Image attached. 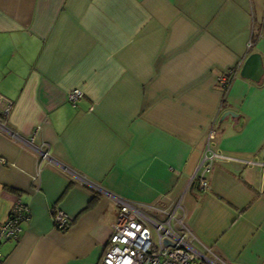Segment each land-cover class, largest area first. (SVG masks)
I'll return each instance as SVG.
<instances>
[{
  "label": "crops",
  "instance_id": "0c3cea01",
  "mask_svg": "<svg viewBox=\"0 0 264 264\" xmlns=\"http://www.w3.org/2000/svg\"><path fill=\"white\" fill-rule=\"evenodd\" d=\"M253 52L264 68V0H0V95L13 101L0 222L18 198L31 209L0 264H98L117 198L181 202L198 250L263 264L264 73L241 75ZM212 129L234 158L205 173Z\"/></svg>",
  "mask_w": 264,
  "mask_h": 264
},
{
  "label": "built area",
  "instance_id": "2783aa9c",
  "mask_svg": "<svg viewBox=\"0 0 264 264\" xmlns=\"http://www.w3.org/2000/svg\"><path fill=\"white\" fill-rule=\"evenodd\" d=\"M251 46L250 43L249 47ZM223 83L228 82L224 80ZM82 95L79 89H75L69 92V100L76 101ZM12 107L13 101L0 95L1 128L6 127L3 118L9 115ZM215 135H217L216 131L212 129L200 165L205 173L209 172L214 162L231 161L234 158L217 148ZM46 154L47 152H43V155ZM256 163L258 161L252 162V164ZM262 164L264 166V163ZM199 185L201 188L208 186L203 176ZM116 200L119 206L117 219L113 223L110 241L104 248V254L98 264H220V259L215 257L211 250L203 253L192 245L193 236L185 222L186 214L181 209V202L175 205L174 211H166L153 207L152 204L121 198ZM13 205L9 218L5 222H0V243L7 239H16L23 230L22 224L30 219L31 209L28 204L18 198ZM155 211L161 216L155 214ZM53 215L55 227L61 230L67 229L71 221L70 216L58 209L54 210Z\"/></svg>",
  "mask_w": 264,
  "mask_h": 264
},
{
  "label": "water",
  "instance_id": "95a60500",
  "mask_svg": "<svg viewBox=\"0 0 264 264\" xmlns=\"http://www.w3.org/2000/svg\"><path fill=\"white\" fill-rule=\"evenodd\" d=\"M264 73L262 56L259 52H253L245 61L243 68L241 70V75L246 76L250 79H261ZM234 112H225L223 117H227Z\"/></svg>",
  "mask_w": 264,
  "mask_h": 264
},
{
  "label": "trees",
  "instance_id": "16d2710c",
  "mask_svg": "<svg viewBox=\"0 0 264 264\" xmlns=\"http://www.w3.org/2000/svg\"><path fill=\"white\" fill-rule=\"evenodd\" d=\"M231 78H232V77H231ZM230 82H231V80H230ZM230 82H229V83H226V84H224V83H220V84L222 85V87H224V90H225V91L228 90L229 85H230ZM191 185H192V187L195 188V189H198V187L200 186V185H199V181H197V180H194V181L192 182Z\"/></svg>",
  "mask_w": 264,
  "mask_h": 264
}]
</instances>
